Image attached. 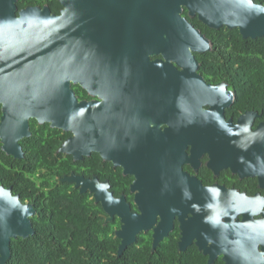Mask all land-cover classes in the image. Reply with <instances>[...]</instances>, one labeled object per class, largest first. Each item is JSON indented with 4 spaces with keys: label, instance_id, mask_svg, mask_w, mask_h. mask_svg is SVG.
<instances>
[{
    "label": "flooded vegetation",
    "instance_id": "af4514ba",
    "mask_svg": "<svg viewBox=\"0 0 264 264\" xmlns=\"http://www.w3.org/2000/svg\"><path fill=\"white\" fill-rule=\"evenodd\" d=\"M109 1L99 4L97 27L85 25V43L100 46L98 53L119 70L85 67V90L71 86L87 106L85 145L106 144L113 151L90 150L74 158L60 150L70 131L30 117V134L17 139L20 156L7 153L0 139L1 189L31 205V223L44 208L75 199L85 209L86 198L103 229L116 236L121 218L107 213L89 187L81 192L80 183L63 179L96 178L100 193L123 199L108 209L121 203L136 214L141 208L166 209L165 215L172 210L164 225L156 227L157 216L135 233L134 242L145 241L152 252L165 242L180 258L194 256L203 264H264V226L258 223L264 222V103L246 101V58L233 56L230 46L227 55L217 49L216 33L235 27L209 26L181 4L179 20L186 19L206 39L186 56L185 24H170L168 14L148 8L147 0ZM14 5L16 14L36 7L59 15L63 8L60 0H14ZM88 6L85 0V10ZM76 85L85 94L76 92ZM31 126L52 135L31 139ZM109 153L113 156L106 157ZM194 216L199 238L188 235L184 224ZM251 247L262 256H251ZM218 248L233 260H225Z\"/></svg>",
    "mask_w": 264,
    "mask_h": 264
},
{
    "label": "water",
    "instance_id": "95a60500",
    "mask_svg": "<svg viewBox=\"0 0 264 264\" xmlns=\"http://www.w3.org/2000/svg\"><path fill=\"white\" fill-rule=\"evenodd\" d=\"M60 1L63 8L59 15H55L47 9L36 7L25 8L16 14L14 0H0V139L2 148L16 156H20L17 139L30 134V117L38 122H48L51 127L70 131L72 135L63 142L60 150L73 154L74 158H81L90 150L101 154L103 150L113 151V147L106 144L85 145L87 106L85 99H77L71 86L72 83L77 84L85 90V67L95 70L103 65L109 73L119 70L114 60H105L98 53L100 46L85 43V25L92 23L97 27L98 8L102 0H86L89 4L86 10L85 0ZM103 1L107 5L111 2ZM147 1L148 8L159 9L168 14L170 24H185L184 38L182 35L181 40L186 44V56L190 55V48L200 50L199 45L206 39L186 19L179 20L177 12L181 4L186 7L189 15L197 14L209 26L238 28L243 38L264 36V3L254 0ZM110 156L113 154L106 155ZM63 179L75 181L76 185L80 183L81 192L89 187L95 200L103 203L107 213L117 214L121 218L122 225L115 231L120 238L117 255L135 241L138 230L152 225L157 216L160 219L156 227L164 225L166 216L172 212L171 210L165 215L168 212L166 209L140 207V212L136 214L131 212L128 205L121 203L118 204L120 208L108 209L106 206L123 199H114L109 192L100 193L97 187L102 184L96 178L90 182L87 178L83 180L82 177L73 175ZM33 213L31 205L22 203L9 189L0 187V264H5L10 256L12 238H24L34 233L29 219V215ZM219 213L216 211V214ZM195 219L194 216L184 224L188 235L199 238L201 225L200 222L195 224ZM258 223L261 228L264 226V222ZM132 224L138 226L133 228ZM249 225L258 224L250 222ZM158 241H153L152 249ZM180 247H183L182 241ZM249 250L253 257L262 256V252L258 251V254L255 248L251 247ZM216 252L223 253V258L227 261L233 260L227 251L218 248Z\"/></svg>",
    "mask_w": 264,
    "mask_h": 264
},
{
    "label": "trees",
    "instance_id": "16d2710c",
    "mask_svg": "<svg viewBox=\"0 0 264 264\" xmlns=\"http://www.w3.org/2000/svg\"><path fill=\"white\" fill-rule=\"evenodd\" d=\"M216 38L217 49H221L223 55H227L226 48L230 46L233 56L246 58L248 77L244 79V96L246 101L249 100L250 106L262 105L264 36L243 38L235 28L217 32ZM75 89L79 94L83 91L77 85ZM83 93L85 94L84 91ZM31 130V139L35 136L52 135L44 131L38 132L39 128L34 129L33 126ZM96 213L93 204L86 198L85 209L78 199L73 200L72 204L44 208V211L33 217V235L10 240V256L5 264H203V260L194 256L183 255L180 258L174 245L165 242L161 243L158 249L160 252H152L145 241L133 242L117 255L119 238L103 229L105 225L102 218Z\"/></svg>",
    "mask_w": 264,
    "mask_h": 264
}]
</instances>
